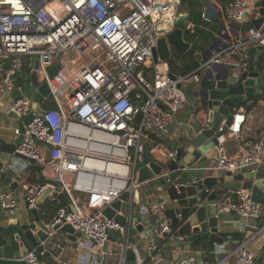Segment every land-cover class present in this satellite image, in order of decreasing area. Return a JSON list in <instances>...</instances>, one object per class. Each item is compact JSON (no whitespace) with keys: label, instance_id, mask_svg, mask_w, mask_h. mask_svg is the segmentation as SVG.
Wrapping results in <instances>:
<instances>
[{"label":"built area","instance_id":"obj_1","mask_svg":"<svg viewBox=\"0 0 264 264\" xmlns=\"http://www.w3.org/2000/svg\"><path fill=\"white\" fill-rule=\"evenodd\" d=\"M180 1L0 0V114L13 112L23 117L30 112V97L10 99L9 103L5 99L16 90L26 64L33 67L35 56L40 61L39 81L50 88L44 102L50 99L56 106L46 108L25 127L16 151L25 157L20 161L22 169L33 164L55 166L69 199L68 206L44 221L47 238L17 257L22 264H39L46 255L60 264H76L60 254L62 242H53L68 224L84 237L87 251L94 252V246L100 249V253L94 252V264H109L116 255L118 264H126L130 238L120 244L118 252L111 244L118 238L112 242L110 231L119 230L127 237L129 229L137 225L127 229L103 215L125 192L131 194L128 206L134 209L138 205L145 236H153L150 259L156 264L164 260L167 238L174 231L165 216L166 199L140 200L136 164L142 160L145 140L148 134L158 137L174 124L187 103L183 88L187 79L200 82L203 71L219 63L231 66V76L240 81L250 71V55L244 48L264 45V22L260 27H243L256 8L248 0H232L223 10L232 23L230 29H224V46L192 72L174 74L173 69L183 65L182 59L155 61L153 48L161 36L174 30ZM258 59L259 54L255 64ZM58 60L61 68L51 77L49 70ZM255 113L253 107L243 106L234 115L229 135L243 144L235 156L221 143L215 145L216 169L221 173L235 175L244 166H264V127L253 138L250 126ZM157 151L162 159L175 157V150ZM46 186H25L28 208H38L37 200ZM0 198L2 208L13 215L17 207L13 192L0 189ZM217 211L234 212L246 219L264 217L263 204L255 202L245 189L237 192L236 201L219 203ZM184 252L177 264H258L248 240L215 261L203 260L188 249Z\"/></svg>","mask_w":264,"mask_h":264},{"label":"water","instance_id":"obj_2","mask_svg":"<svg viewBox=\"0 0 264 264\" xmlns=\"http://www.w3.org/2000/svg\"><path fill=\"white\" fill-rule=\"evenodd\" d=\"M215 0H181L178 8L183 6L185 11L179 9L175 28L173 31L161 36L153 48L154 60L177 59V55L186 54L193 44L186 40V33L193 27L188 25L193 12H200L205 21H215L219 9L214 4ZM257 10L253 23L260 27L264 20V0H258L254 6ZM224 20L220 21L209 45L204 51L196 52L195 58L199 64L209 59L215 52L224 46ZM250 55V71L244 74L240 81L231 76V66L214 63L202 73V79L197 82V87L191 88V93L196 100V128L190 131L185 143L175 148V157L163 162L153 151V145L146 141L142 153V160L137 162L138 183L157 180L162 177L165 170L168 171V180L162 179L165 184L163 191L166 195L167 208L165 216L174 231L170 237L173 241L199 243L202 239H208L210 243L223 244L224 237L219 234V223L224 220L223 213H218L217 204L224 203L233 192L239 189L249 190L252 199L264 206V166H244L235 175L224 173L213 174L207 167L199 165L196 170H190L192 166L201 164L204 150L212 145L220 143V138L228 133L234 122V115L240 105L247 99L260 95L264 99V67L262 72L256 69L255 57L260 53L264 55V45L245 47ZM40 61L37 58L27 75V80L20 79L16 83V90L7 93L5 103L10 99L17 100L28 96L26 88L32 87L30 97L32 108L27 115L19 117L16 113L7 115L19 121L20 134L10 141L0 138V153L25 158L16 151L23 141L25 127L34 119L41 116L46 110L44 99L50 93L46 82L40 83L37 69ZM61 68L57 63L49 70L51 77L55 76ZM23 73V71L21 72ZM172 76H176L172 73ZM2 109V104H0ZM32 161V160H31ZM218 161V159H217ZM33 162V161H32ZM182 173V174H180ZM20 180V178H19ZM7 183L10 178H6ZM16 183L13 184V188ZM56 187L58 189L56 190ZM226 190L227 194L224 193ZM52 196L61 206H68L69 199L59 182L49 179L45 190L37 200L38 206H42ZM131 198L129 192L123 193L119 199L113 201L111 206L104 209L103 215L108 219L120 223L129 229L132 222L138 223L136 228L129 229V238L137 233L145 231L144 225L139 223V217L133 213V206H128ZM169 202V203H168ZM34 219L21 223L18 219L8 216L9 210L2 208L0 198V264H22L17 260L19 255H26L48 236L44 221L36 208H33ZM260 226L264 225V217L260 218ZM70 237H81L80 232H75L71 225L64 226ZM119 238L122 243L123 233L119 230L110 231V240ZM94 246L93 243H89ZM100 252V249L95 247ZM91 253L78 264H92ZM258 261L264 260V248L258 256ZM136 255L132 249L127 252L126 264H136ZM39 264H60L51 256H41ZM77 264V263H76Z\"/></svg>","mask_w":264,"mask_h":264},{"label":"crops","instance_id":"obj_3","mask_svg":"<svg viewBox=\"0 0 264 264\" xmlns=\"http://www.w3.org/2000/svg\"><path fill=\"white\" fill-rule=\"evenodd\" d=\"M253 6L258 0H248ZM215 6L219 9V13L215 21H206L208 26L211 28L213 32L217 30V26L220 21L224 20V27L230 29L232 23L229 22L228 18L224 13V7L227 5L224 4V0H215ZM256 11V9H255ZM253 13L251 15V19L246 21L243 24L244 28L255 26L253 23V19H255V15L257 13ZM264 17V16H263ZM264 22V20L260 23V25ZM190 26H194L192 21H189ZM224 28V29H225ZM260 55V53H259ZM197 60V59H196ZM198 65L199 61L197 60ZM256 69L262 72L257 65ZM185 67L184 62L183 65L179 68H174V74H182V69ZM27 74L23 71L21 75V81L24 82V78ZM197 83L193 81V79H187L183 84V88L187 94V103L185 107L179 111L176 116V121L173 125H171L167 131L160 134L159 140L161 143L154 144L150 142L148 138L145 141L150 142L155 151L158 153V148H165L175 150V148L179 145H183L190 134V131H193L196 128V100L191 93V88H196ZM10 102V101H9ZM7 102V103H9ZM46 103V101H45ZM252 105L255 109L256 113L252 120H250V126L252 128L253 138L258 137L259 130L264 127V99L260 95H255L254 97L247 99L243 105H240L239 108L243 106ZM32 108V105H31ZM19 121L16 119L10 118L7 114H0V138L6 139L10 141L13 137L16 136V129L18 128ZM220 143L225 147L227 153L231 156H235L242 148L243 144L237 137H232L228 133L220 138ZM155 153V152H154ZM1 154L0 161V189L1 190H11L15 196V200L17 202V207L15 209V213L8 214L10 218L14 217L18 219L21 223L26 221L30 222L34 219L33 208H28V204L24 197L25 186L21 179V174L24 170L20 167V161L24 162V158L15 157L14 155L9 154ZM156 154V153H155ZM160 159V158H159ZM217 153L215 145H212L204 150L203 159L201 160V164H196L190 167V170H196V168L200 166L207 167L211 173L217 175L221 174L220 171L216 169L217 164ZM160 161L166 162L167 159H162ZM254 166V165H252ZM42 173L46 178V184L49 179L56 180L59 182V171L55 166L47 165L43 166ZM182 174V173H180ZM168 171L165 170L162 177L157 180L146 181L141 183L139 186L140 191V200L145 202L146 200H164L166 199V195L163 191V185L165 182L162 179L168 180ZM6 178H10V182L7 183L5 181ZM20 178V180H19ZM65 179L68 181V174H65ZM16 183V187L13 188V184ZM59 187H61L59 183ZM62 188V187H61ZM58 187H56V190ZM240 190V189H239ZM238 190V191H239ZM64 192V190L62 189ZM226 192V190H224ZM235 191L232 195L227 199L228 201H236L237 200V192ZM81 197H85V195L80 194ZM169 203V202H168ZM218 205V204H217ZM59 201L50 196L45 204L42 206H38L37 211L43 221L51 219L57 211L61 208ZM133 213L136 217H139L142 220L141 215L138 212V205L134 206ZM260 219H246L240 216L237 213H229L224 215V220L219 223V234L224 237L223 244L210 243L208 239H202L199 243L192 242H181V241H173L170 237L167 238V248L164 252V260L160 264H177L180 259H182L186 252L185 249L190 250L194 254H196L199 258L207 261H215L217 259H221L224 255L233 252L236 246L241 241H249V247L252 252L257 256L260 255L261 251L264 248V229L259 224ZM137 225L136 222L132 224ZM70 234L64 230V228L59 230L57 236H55L53 242H62V249L59 250L60 254H62L65 260H68L72 263H78L83 261V258H86V255L89 251L87 245H85L84 237H76L73 238L69 236ZM146 230L143 233H137L132 236L130 241V249H132L136 255V264H156L153 260L150 259L149 256V248L153 242V236H145ZM158 235L156 236V240L158 241ZM129 236H124L122 242H128ZM114 242V241H112ZM112 246L116 247L118 252H121L122 247L121 243H119V238L116 243H111ZM121 244V245H120ZM124 244V243H123ZM188 246V248H187ZM94 252H98L92 247ZM91 251V261L94 264V259L96 258V254ZM100 253V252H98ZM119 256H113L110 258L109 264H118ZM264 261V260H263Z\"/></svg>","mask_w":264,"mask_h":264},{"label":"trees","instance_id":"obj_4","mask_svg":"<svg viewBox=\"0 0 264 264\" xmlns=\"http://www.w3.org/2000/svg\"><path fill=\"white\" fill-rule=\"evenodd\" d=\"M232 0H224V4H228ZM191 20L194 23V27L190 29L186 33V40L193 44V47L184 55H177L178 58L182 59L185 67L181 70L182 74H187L192 72L194 69L198 67V62L195 58V53L204 51L208 45L209 40L213 37V32L211 28L208 26L206 21L203 19L202 14L200 12H193L191 15ZM258 68L261 70L264 67V55H259V59L257 62ZM30 64H26V67L23 71L28 75L30 72ZM50 107H55L56 104L53 100H50ZM249 107H253L250 105ZM148 139L152 143L159 144L161 141L159 137L156 135L148 134ZM43 166L41 165H30L25 168L21 174V179L24 184L31 183H40L45 184L46 178L42 173ZM258 264H264V261H258Z\"/></svg>","mask_w":264,"mask_h":264},{"label":"rangeland","instance_id":"obj_5","mask_svg":"<svg viewBox=\"0 0 264 264\" xmlns=\"http://www.w3.org/2000/svg\"><path fill=\"white\" fill-rule=\"evenodd\" d=\"M70 57L74 60V62L75 61H77V56H75L74 54H71L70 55ZM37 58L34 56V57H32V61H35ZM59 62V60L56 62V63H58ZM66 90V94L68 95V89H65ZM26 94H28V96H30V93H32V87H28V88H26ZM50 99L49 100H47L46 101V103H44V106L46 107V108H50ZM156 153V156L158 157V158H160L159 157V155H158V153L157 152H155ZM160 160H162V158H160Z\"/></svg>","mask_w":264,"mask_h":264},{"label":"bare ground","instance_id":"obj_6","mask_svg":"<svg viewBox=\"0 0 264 264\" xmlns=\"http://www.w3.org/2000/svg\"><path fill=\"white\" fill-rule=\"evenodd\" d=\"M178 9H180L181 11H185V8L183 6H180V8Z\"/></svg>","mask_w":264,"mask_h":264}]
</instances>
